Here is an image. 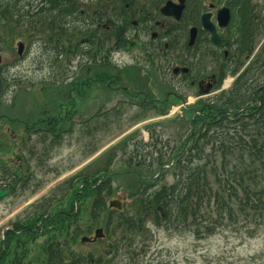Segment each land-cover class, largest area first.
Segmentation results:
<instances>
[{"label":"rangeland","instance_id":"1","mask_svg":"<svg viewBox=\"0 0 264 264\" xmlns=\"http://www.w3.org/2000/svg\"><path fill=\"white\" fill-rule=\"evenodd\" d=\"M76 1V6L90 10L129 8L122 20V31L134 45L113 46L116 32L112 21L103 23V35L109 34V38L102 50L80 43L90 30L84 21L82 29L67 28L64 43L57 44L52 29L71 15V6L56 4L54 0L39 7L44 10L28 7L24 19L13 17L9 21L5 15L0 18V144L7 149L0 154V162L10 166L11 176L16 170L19 172L17 181L0 177V188L11 191L0 200V246L5 232L18 228L29 216L69 211L74 203L77 216L66 234L49 232L50 228L47 235L33 239L32 260L41 254L48 238L64 241L69 236L74 261L81 259L76 264H264V229L252 239L221 231L197 240L189 232L172 230L155 221L154 214H146L142 233L128 234L123 240L117 214L132 211L133 204L131 217L138 213L137 209L144 210L135 197L140 186L151 194L162 185L173 183L168 172L155 188H150L160 171V161H170L184 145L198 104L228 91L257 58L264 46V0H248L251 13L256 10L262 19L259 26L263 32L254 40L253 54L247 56L245 64H237L236 75L227 73L223 80V68L232 61L230 56L226 58V41L220 47L204 37L189 46L190 23L185 27L184 22L181 29L159 16L158 0H136L129 7L128 0ZM214 1L219 8L229 3L237 7L235 0ZM138 4L145 10L141 16L135 9ZM222 35L228 40L230 29L223 30ZM73 40L80 44L76 46ZM18 41L25 43L21 56L17 52ZM95 51L96 63L87 60ZM232 51L235 52L233 48ZM103 55H108L104 66ZM175 67L188 68L189 72L174 75ZM103 70L121 72L124 77L110 88L97 84L82 89V93L68 90ZM210 79H216L217 84L209 91L202 90L200 84ZM138 91L148 92L149 98L135 97ZM72 101L76 103L74 109ZM103 170L107 171V193L98 199L75 201V191L84 182L80 177H103ZM112 200L121 203V210L109 206ZM109 219L112 225L108 227ZM99 228L106 238L94 244L81 243V237H91Z\"/></svg>","mask_w":264,"mask_h":264},{"label":"trees","instance_id":"2","mask_svg":"<svg viewBox=\"0 0 264 264\" xmlns=\"http://www.w3.org/2000/svg\"><path fill=\"white\" fill-rule=\"evenodd\" d=\"M235 1L237 7L231 5L234 15L228 38L235 52L231 51L232 61L223 68L221 80L227 73L236 75L239 70L237 64L246 63L247 56L255 50V38L263 32L259 26L262 19L256 10L251 13L248 0ZM4 3V0H0V18L7 16ZM191 3L190 7L197 13L201 7L199 1L193 0ZM256 56L251 67L235 79L228 91L220 92L207 103L198 104V114L190 121L191 129L184 145L170 161H160L161 174L153 179L150 188H155L168 172L174 178L173 183L162 185L151 194L140 186L135 197L144 210L141 212V209H137L138 213L131 217L133 204L132 211L117 212L121 218L118 226L125 235L123 240L128 234L142 233L146 214H154L155 221L164 223L172 230L189 232L197 240L221 231H232L252 239L264 229V83L260 84L264 72V46ZM122 76L124 74L121 72L103 70L80 80L77 86H70L68 90L82 93V89L84 91L97 84H106L110 88V85L116 86ZM134 96L149 98L148 92L144 91H138ZM70 104L74 109L76 103L72 101ZM53 126L58 127V124L54 123ZM6 150L0 144V154ZM170 164L172 167L164 168ZM10 172V166L0 162V177L4 180L13 177L17 181L18 170L12 176ZM106 172L103 170V177L98 173L94 177L82 175L83 186L75 191L74 200L80 202L88 197L98 199L101 194L107 193L104 188V184H108ZM10 184L14 185V182ZM160 206L163 216L158 210ZM76 216L74 203L69 211L29 216L16 226L18 228L6 233L0 246V264H27L33 261L37 264L79 263L81 259L77 262L73 259L69 236L64 241L53 236L48 238L41 254L34 255L33 260L30 258L33 239L47 235L46 231L50 228L52 230L49 232L58 231L64 236ZM110 225L111 219L108 227Z\"/></svg>","mask_w":264,"mask_h":264},{"label":"flooded vegetation","instance_id":"3","mask_svg":"<svg viewBox=\"0 0 264 264\" xmlns=\"http://www.w3.org/2000/svg\"><path fill=\"white\" fill-rule=\"evenodd\" d=\"M45 1H48V0H31L30 3L28 2V0H4V2H5L4 4L7 7V16L6 17H8L9 21L13 17H15V18L23 17V19H24V18H26V14H27L26 11H27L28 7H32V6H34L36 8L42 7L43 4H45ZM54 1H56V4H59L62 6H66V7L71 6V8L69 10L71 15L70 14L66 15L65 19L61 20L60 23H58V27L55 29H52V34H53V38H54L53 40L57 44L60 45V44L64 43L62 41H63L64 35H65L64 32L66 31L67 28H72V27L78 26L82 29V26L84 25V23H83V21H84L88 24V26L90 27V30H88L87 35L83 39L80 40L81 41L80 43L83 44V46H86L87 48L88 47L89 48L94 47V49L96 48V49L102 50L103 44L107 41V38H109V34L103 35V23L106 22L108 24V22L112 21L113 22L112 25H114V28H112L114 30L113 32H116V33H114L115 34V43L113 44V46L116 48H118V47L119 48L120 47H126V48L133 47L134 43H132L130 41V39H128L126 37V31H122L124 29L122 20H123L125 13H129V11H130L129 8L126 10H122V9H120V10L106 9L105 10L104 9V11H103V7H101V8H96V9L90 10V9L82 8L80 6H76V3H78L76 0H54ZM128 1H130V2H128L127 7H129V5H131V3L133 4L134 1H136V0H128ZM196 1H199L200 6H201L200 10L197 13L193 12V9L190 7V5L192 4L191 2H193V0H184L185 6L182 10L183 13H182L181 17L179 19H177L175 16H166V14L164 15L162 13V9L169 2H171L174 6H179V5H181V1L180 0H158L159 6L157 8V14L159 16L165 18V19L171 20L175 24L180 25L181 29H183L182 24L184 22H185V27H187L188 23H190V28L188 29V35H189L188 45L189 46L195 45L199 38H204V37H207L208 40L212 44H214V42H212V33L208 32L207 30L204 29L203 21H202L203 17L205 15H211L210 21L215 26L216 32L219 34V36L221 38L220 43L218 45H215V44L214 45L221 47L222 43L224 41H226V44H224L228 48L226 50L228 52V55H226V58L229 57L230 56L229 52L232 51L231 43L228 42L225 35H224V37H222L223 36L222 31L226 30V28H222L220 26L219 14L223 8L228 9L229 15H230V22H229L228 26H230V24H232V22H233V15H234L233 14V7L229 3V6L225 5L222 8H219L218 5L215 4L214 0H196ZM136 4H137V2H136ZM139 6L142 7L143 5L138 4V5H136L135 9L137 10V13L139 12L138 16H141L144 14L145 10L143 8H140ZM39 9L44 10L43 8H39ZM60 14L63 15L62 13H60ZM188 15H190V16H188ZM124 22H125V18H124ZM193 30H195V42L193 45H190ZM54 32H56L57 36L54 35ZM152 37H155V33H152ZM225 38H226V40H225ZM73 41L75 43L79 42V40L78 41L73 40ZM80 43H76V46H78ZM74 46H75V44H74ZM145 51H146V49L143 50V52H145ZM97 54H98V52L95 51L94 54H92V56H94V57L89 56V57H87V60L93 59L94 63H96L97 58H98ZM141 55H143V54H141ZM101 57H103L101 59V61L103 60V66H104V64H106L104 61H106V59L108 58V55L107 56L103 55ZM174 69H173L172 73H174ZM89 73L91 74V71ZM100 73H102V72H100ZM92 74H96V73H92ZM215 84H217V80L215 79V81H214L213 79H210L209 81H206V84H205V82L204 83L202 82L200 84V87L204 91H206V90L209 91L208 90L209 85H211V87L213 88L215 86Z\"/></svg>","mask_w":264,"mask_h":264},{"label":"water","instance_id":"4","mask_svg":"<svg viewBox=\"0 0 264 264\" xmlns=\"http://www.w3.org/2000/svg\"><path fill=\"white\" fill-rule=\"evenodd\" d=\"M181 1V5L179 6H174L171 2H169L163 9H162V13L172 16L174 15L177 19H179L181 17L182 14V10L184 8V0H180ZM210 16L211 15H205L203 17V27L208 30L209 32L212 33L213 37L212 40L215 43H219L220 39L219 36L216 32L215 26L211 23L210 21ZM219 19H220V26L221 27H225L228 25L229 20H230V15H229V11L227 8H224L220 11L219 14ZM194 39H195V30L192 31V39H191V45L194 43ZM23 49V46L20 45L19 48V53L21 54ZM177 71V70H175ZM186 71V70H185ZM9 193L8 190H0V200L5 197L7 194ZM111 207H115L117 209H121V204L118 201H112L110 203ZM104 234H103V230L102 229H98L96 230L95 236L93 238H89V237H84L82 238V242L83 243H94L96 242L98 239L103 238Z\"/></svg>","mask_w":264,"mask_h":264}]
</instances>
